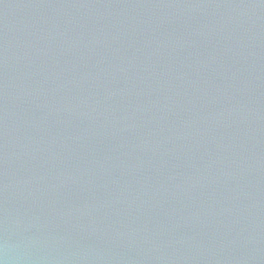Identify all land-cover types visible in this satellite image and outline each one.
I'll list each match as a JSON object with an SVG mask.
<instances>
[{"label": "water", "instance_id": "1", "mask_svg": "<svg viewBox=\"0 0 264 264\" xmlns=\"http://www.w3.org/2000/svg\"><path fill=\"white\" fill-rule=\"evenodd\" d=\"M3 264H264V0H0Z\"/></svg>", "mask_w": 264, "mask_h": 264}, {"label": "clouds", "instance_id": "2", "mask_svg": "<svg viewBox=\"0 0 264 264\" xmlns=\"http://www.w3.org/2000/svg\"><path fill=\"white\" fill-rule=\"evenodd\" d=\"M0 264H3V262H2V261H0Z\"/></svg>", "mask_w": 264, "mask_h": 264}]
</instances>
